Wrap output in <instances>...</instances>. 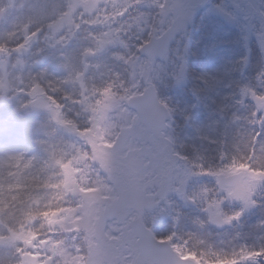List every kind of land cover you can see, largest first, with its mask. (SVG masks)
<instances>
[{"label":"snow or ice","instance_id":"obj_1","mask_svg":"<svg viewBox=\"0 0 264 264\" xmlns=\"http://www.w3.org/2000/svg\"><path fill=\"white\" fill-rule=\"evenodd\" d=\"M216 10L235 20L219 6ZM18 12L4 21L8 27L0 35V106L21 123L42 115L45 128L53 126L45 136L60 132L68 139L62 147L31 140L44 153L39 160L25 149L0 158V264H264V245L226 253L190 248L191 234L183 243H177L175 231L157 238L156 216L150 215L169 192L200 204L206 222L216 227L238 222L261 206L264 70L256 75L259 90L238 84L235 93V103L249 108L243 118L249 131L233 146L234 154L221 152L219 166L205 168L174 150L165 133L174 110L157 92L171 43L186 35L191 5L185 0H36L21 4ZM260 19L264 22V12ZM257 40L264 50V31ZM73 42L80 46L72 50ZM36 44L42 45L37 55L61 50L62 77L45 80L47 69L23 74ZM101 57L123 71L109 69L108 78L96 83L89 70L101 64L90 61ZM184 75L181 63L172 79L179 84ZM240 120L233 114L230 123ZM180 165L187 166L183 175L176 174ZM194 178H210L213 188L185 195ZM152 186L155 193L148 191ZM226 204L233 210L225 211ZM257 227L264 228V221ZM199 244L203 241L196 240Z\"/></svg>","mask_w":264,"mask_h":264},{"label":"rangeland","instance_id":"obj_2","mask_svg":"<svg viewBox=\"0 0 264 264\" xmlns=\"http://www.w3.org/2000/svg\"><path fill=\"white\" fill-rule=\"evenodd\" d=\"M29 2L34 3L36 0H0V35L8 27L4 21L18 17L19 6ZM185 2L193 8L192 19L187 26L186 35L178 36L171 44L157 92L158 97L167 101L174 110L173 116L168 120L169 127L165 130L172 140L174 150L186 156L189 164L215 168L220 164V153L234 154L233 146L239 142L240 136L249 131L243 119L249 108L235 103L239 99L235 93L238 84H250L259 90L256 75L264 70V50L259 45L257 35L264 31V22L260 19V13L264 12V0ZM217 6L231 13L235 20H228L216 10ZM185 44L188 48L186 53ZM79 46L77 42H73L72 50ZM40 47V44L33 46L23 74H37L47 69L45 80L62 77L64 73L58 68L62 63L61 50L46 49L37 55ZM37 61L39 62L36 63ZM241 61H246V64L240 63ZM90 62L101 64L100 69L89 70V77L96 83L108 78L106 73L109 69L112 72L123 71L122 65L107 57ZM181 63L184 65L185 75L182 82L177 84L172 77ZM65 90L72 91V88L66 87ZM230 94L231 98L225 99ZM221 108L224 109L223 112ZM233 114L241 117L235 124L230 123ZM44 125L45 118L42 115L26 117L21 123L19 117H9L7 111L0 106V158H4L8 152L25 149L29 155L42 159L44 153L31 143L33 139H48L53 145L62 147V142L68 137L60 132L51 137L45 136V132L53 131V126L45 128ZM25 129H30V134H26ZM186 167L180 165L176 174L183 175ZM205 186L213 188L210 178H194L185 186V195L190 196ZM148 191L155 193L157 189L152 186ZM156 199L159 200V197ZM257 199L260 207L218 231L206 222L205 214L200 211V204H189L175 192H169L166 201L160 200L151 209L150 215L156 216V223L152 225L153 234L160 238L175 231L177 243L188 240L191 234L195 239L189 240L188 246L205 251L211 247L214 251L227 253L241 245H264V228L257 227L259 222L264 221V193ZM232 210L233 207L225 205V211ZM198 221L204 222V226L201 227ZM196 240L203 241V244L196 245Z\"/></svg>","mask_w":264,"mask_h":264},{"label":"water","instance_id":"obj_3","mask_svg":"<svg viewBox=\"0 0 264 264\" xmlns=\"http://www.w3.org/2000/svg\"><path fill=\"white\" fill-rule=\"evenodd\" d=\"M171 47V45H170ZM217 230H223L225 226H222V227H216L215 225H213Z\"/></svg>","mask_w":264,"mask_h":264}]
</instances>
